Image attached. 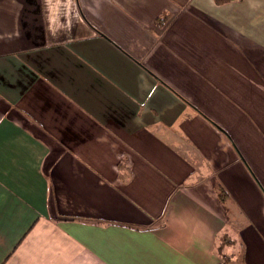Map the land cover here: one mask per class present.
<instances>
[{"label":"crops","instance_id":"0c3cea01","mask_svg":"<svg viewBox=\"0 0 264 264\" xmlns=\"http://www.w3.org/2000/svg\"><path fill=\"white\" fill-rule=\"evenodd\" d=\"M246 169L264 0H0V264H264Z\"/></svg>","mask_w":264,"mask_h":264},{"label":"rangeland","instance_id":"374dc122","mask_svg":"<svg viewBox=\"0 0 264 264\" xmlns=\"http://www.w3.org/2000/svg\"><path fill=\"white\" fill-rule=\"evenodd\" d=\"M246 173L248 177L247 178L245 176L240 177L239 182L240 184L247 187H249L250 185L254 186V188H251L254 196L251 199L249 205L252 207H256V206L260 207L262 197H264V190L259 187V183L254 180L253 176L250 174V172L247 169H246ZM238 206H240V204H238Z\"/></svg>","mask_w":264,"mask_h":264},{"label":"trees","instance_id":"16d2710c","mask_svg":"<svg viewBox=\"0 0 264 264\" xmlns=\"http://www.w3.org/2000/svg\"><path fill=\"white\" fill-rule=\"evenodd\" d=\"M214 1L217 4H223V3H226V2H229V1H232V0H214Z\"/></svg>","mask_w":264,"mask_h":264}]
</instances>
